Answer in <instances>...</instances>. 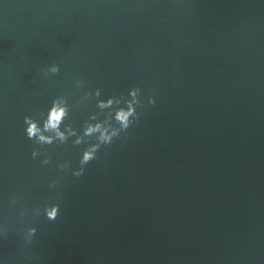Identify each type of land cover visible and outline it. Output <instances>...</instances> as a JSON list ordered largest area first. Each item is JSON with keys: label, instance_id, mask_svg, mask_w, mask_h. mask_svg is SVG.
Masks as SVG:
<instances>
[{"label": "water", "instance_id": "obj_1", "mask_svg": "<svg viewBox=\"0 0 264 264\" xmlns=\"http://www.w3.org/2000/svg\"><path fill=\"white\" fill-rule=\"evenodd\" d=\"M52 60L60 73L38 78ZM78 76L105 95L155 86L157 103L51 190L77 149L45 146L41 167L23 116L42 123ZM0 260L264 264V0H0Z\"/></svg>", "mask_w": 264, "mask_h": 264}, {"label": "clouds", "instance_id": "obj_2", "mask_svg": "<svg viewBox=\"0 0 264 264\" xmlns=\"http://www.w3.org/2000/svg\"><path fill=\"white\" fill-rule=\"evenodd\" d=\"M67 6L69 5L55 3L44 5L47 8ZM70 7H79V5H70ZM60 71L61 63L52 60L41 64L36 70V76L47 79ZM156 91L155 86L145 90L140 84L132 83L126 90L105 95L101 86L90 87L83 77L78 76L74 79L71 93L61 91L52 97L46 114H41L42 123L35 116L25 114L23 133L33 144L30 157L41 167L48 166L52 161V155L45 146L70 143L77 149L78 156L75 163L71 159L56 162L60 174L49 179L47 187L58 191L65 174L80 177L89 162L99 157L102 148L126 137L128 130L139 123L142 112L157 103ZM74 106L89 107L86 117L78 126H73L68 120ZM8 198L10 201H21L22 195L13 190ZM39 210L37 208V211ZM42 211L49 220L56 219L61 212L58 199L44 203ZM26 231L30 238L35 235L36 228L29 226ZM0 264H3L2 260Z\"/></svg>", "mask_w": 264, "mask_h": 264}]
</instances>
